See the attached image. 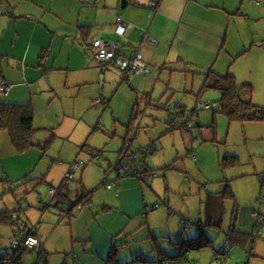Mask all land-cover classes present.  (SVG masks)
Returning a JSON list of instances; mask_svg holds the SVG:
<instances>
[{
	"label": "crops",
	"instance_id": "obj_1",
	"mask_svg": "<svg viewBox=\"0 0 264 264\" xmlns=\"http://www.w3.org/2000/svg\"><path fill=\"white\" fill-rule=\"evenodd\" d=\"M263 1L257 0V2ZM248 2L250 3L247 4ZM255 3V0H128L123 7L121 0H0V9L4 11L3 14H0V87L6 88V92H0V95L3 96L1 98L15 102H31L33 105L34 99L23 101L25 100L23 92L26 93L27 89H31L27 84L31 83L32 80L41 76L52 77L54 70L57 69L61 70L62 73L67 70V75L80 69L84 71L98 69L99 64L94 61L90 41L94 38H101L115 43L118 49L125 53L139 52L142 55V60L147 64L149 72L126 74L121 70L122 80H127L133 90V99L130 100L131 102L134 101L131 119L137 118L141 108L143 114L146 113V108L143 109L140 100L145 101L146 107L148 104L150 106L154 104L159 110H165L167 114L164 118L167 127L160 136L169 134L165 132L169 126L168 122L171 120L170 115L176 112L173 110L175 104L179 101L186 106L184 108H187L185 99L182 97L175 99V92L167 100L164 99L165 94L170 89L177 91L175 88L177 86L176 80H185L186 85L189 74L195 75L192 78V91H194V80L198 74L201 75V72H208L210 69H214L218 73L223 72L225 63L227 64L225 51L230 49L231 36L237 28L243 29L246 33L243 41L237 46L241 50L228 62L227 73L232 72L237 78L236 72L232 69L236 59L243 55L257 53L259 49L264 51V29H257L258 26L255 25V22L264 19V10L261 6H255ZM119 17L124 20L127 26L124 36L116 33ZM86 24L91 26L88 29L83 28L82 25ZM65 46L70 49L66 60H61L62 50L58 52L56 49L59 47L63 49ZM179 67L183 69L182 74L172 73ZM193 68L197 70H192ZM99 71L105 73L103 68ZM165 73L166 76H164ZM246 78L249 79L250 77ZM90 80H92L91 77H84L82 80L75 81V84L88 83ZM52 84L55 86L53 79ZM243 84H251L253 88L252 82L246 81ZM202 86L199 93L203 91ZM95 91L98 90L95 89ZM12 94L14 99L10 97ZM139 95L142 97L139 98ZM219 98L214 102L218 104ZM251 98L253 99V95ZM155 102L159 103L162 108L158 107ZM198 103L201 105L202 100ZM33 107L35 110L36 105ZM197 109L199 108L197 107ZM187 110L189 111L188 108ZM188 111L185 114V119L189 118ZM196 111L195 109L192 110L190 117L194 118ZM147 113L149 112L147 111ZM178 118L179 115L177 118L174 115L173 121ZM181 120L184 119L179 118L177 121ZM196 123H200V121L191 120L190 124L193 125V128L184 129L195 134V131L197 132V128H194ZM176 129L178 128L176 127ZM198 131L200 134L204 132L200 128ZM212 132H206V135L210 139H217L216 131ZM155 140L150 139L146 146L155 143ZM132 143L131 139L126 140L124 143L126 148L122 147L114 169L120 165V158L126 150V152L135 155L137 159L145 155L146 163L149 165L147 154H144L141 149L145 146L137 147L134 145L133 148ZM188 152L195 156L193 148ZM231 153L238 155L236 152L231 151ZM166 156L165 154L164 162L167 160ZM98 157L100 158L99 161H102V153ZM172 162L174 166V161ZM169 163L157 167L149 166L153 169L160 168L162 170ZM80 167L85 168L86 166L79 165L73 173ZM117 172L115 178H108V181H116L114 186L102 185L105 187L102 189L105 193L104 198L95 200L93 197L96 195L94 190L90 200L84 199L80 204L81 197H79L76 201L79 204L75 208V214L69 224L72 240L66 246L68 248L72 245L73 251H70L71 255L70 253L67 254L70 258L64 259L66 264H245V262L256 264V260H251L249 257V254L250 256L253 254L250 252L252 248L248 251L247 260L244 262L239 261L241 256L231 258L230 255L234 248L231 243V250L228 254L218 253L211 246L199 250L186 248L185 257L162 262V256L153 249L152 237H157L159 242L162 241L164 244L170 245L171 239L168 237L186 231L185 229L181 231L184 227L182 219L188 217L182 216L179 228L174 230L167 225L153 227L151 225L153 221L150 217L155 209H152L151 206L157 201H164L162 203L165 204L167 196V193H164L163 196L158 195L156 199L155 189L158 190L159 185L156 182L153 186V179L149 178L150 175H153L154 170L149 171L147 175L146 173H139L137 176L120 177L118 170ZM225 177L219 181L217 192L223 191L226 187V181L233 179L228 178L226 174ZM147 183L150 188L146 186ZM53 187L55 186L51 188ZM212 193L213 190L207 191V198L201 202L203 212L198 216L201 217V221L210 224L216 223L214 221L217 218H221L223 222V201L225 203V199H222L220 205L216 203L214 200L217 196H212ZM263 195L261 196L262 203L264 202ZM57 204L63 205L61 200H57ZM42 205L45 206L44 203ZM254 212L258 218L256 225H264V211L261 208H255ZM26 221L32 230L37 228L36 235L38 234L37 236L41 239V246L24 247L20 250L17 255L19 264L26 263L25 253L31 250L38 251L36 264H39L41 259L44 261L43 255H47L49 252L44 241L45 234L38 229L37 224ZM38 222L41 223L40 220ZM231 223L232 215L228 228L224 229L223 225L220 229L215 226L209 227L212 231L217 229V232L222 233L219 242L216 241L217 234L212 232L210 236L216 241L215 247L217 249L224 250L228 242L231 241L226 234L229 232ZM144 224L145 228L148 225L149 230L147 233H142L143 243L132 245L135 241L133 235ZM236 225L237 230L248 233L245 235V239L239 243L252 240L253 235L239 225L238 217ZM188 227L195 236L198 231L197 226L196 228L195 226ZM258 232L260 233V230ZM184 234L186 235V232ZM115 245H118L116 260L110 261ZM7 248L3 249L0 243V254L9 251ZM142 254H145L146 262L141 261L140 256ZM47 262L46 259L45 263L47 264Z\"/></svg>",
	"mask_w": 264,
	"mask_h": 264
},
{
	"label": "rangeland",
	"instance_id": "obj_2",
	"mask_svg": "<svg viewBox=\"0 0 264 264\" xmlns=\"http://www.w3.org/2000/svg\"><path fill=\"white\" fill-rule=\"evenodd\" d=\"M255 2V6H261L264 10V1ZM255 25L258 26L257 29L263 30L264 19L255 22ZM245 33L246 31L238 28L233 31L230 49L225 51L227 64L225 63L222 74L227 73L229 60L241 50L237 46L243 41ZM69 49L68 46L56 49L58 52L62 50L61 60H66ZM97 68L87 71L80 69L70 75L66 74L67 70L62 73L57 69L54 70V76H41L27 84L31 89L23 92L25 97L23 101L34 99L33 105H36L33 143L27 150L19 151L14 146L9 131L0 129V210L7 208L13 211L19 209L22 203L24 211L20 214L31 224H37L38 229L45 234L44 241L49 252L43 255L44 261L41 259L39 264H46V259L47 264H64L66 263L64 259L70 258L67 254L73 251L72 245L66 247L72 240L68 218H65L64 212L54 205L41 209L43 205L40 199L47 196L52 186L58 187L63 179H66L68 185L62 188V192L68 194L63 203L66 204L65 208L67 204L74 205L81 196L80 181L88 189L96 188L94 192L96 195L92 194L95 200L104 198L105 193L102 189L105 187L100 184L106 177L113 179L117 176L118 172L114 166L122 147L126 148L124 143L128 139L132 140L133 148L146 146L150 139H156L159 150L147 154V160L152 167L174 161L173 167L155 170L149 177L153 179V186L156 182L159 185V189H155L156 199L158 195L163 196L167 193L165 204L162 203L164 201H160L162 205L151 213L153 227L167 225L174 230L179 228L182 216L191 220L196 219L203 212L201 202L207 198V191L213 190L217 195L219 181L226 178V174L228 178H233L230 183L235 197L225 199V203L223 201V228H228L233 209L236 208L239 225L253 235L252 240L248 237L249 240L245 242H236L230 257L241 256L239 261L244 262L252 248L253 254L249 256L250 259L256 260V264H264V225H256L258 218L254 212L255 208L264 211V202L261 201L264 193V121L230 122L224 113H217V117L213 118V108H199L198 101L214 102L221 96V92L215 88H206L199 93L205 80L204 71L201 75H196L194 91L192 78L195 75L189 74L186 84L188 86L185 85V80H176L177 91L170 89L164 99L167 100L175 92V99L181 97L185 99L189 117L192 110H197L193 121L198 120L205 124L214 121V128L202 127L203 134H200L198 129L192 134L188 129L178 128L173 133L160 136L167 127L164 120L167 116L166 111L159 110L154 104L152 106L148 104L146 107L145 101L140 100L143 109L146 108V113L143 114L141 108L137 118L131 119L134 102L130 101L133 99L131 85L127 80H122L119 68L113 65L101 67L100 64ZM102 68L105 69V73L99 71ZM232 69L236 72L238 85L246 81L253 83V99L264 105V51L259 49L257 53L239 57ZM182 70V67H179L172 73L182 74ZM103 75L105 79L100 93ZM88 76L92 79L88 83L75 84V81ZM248 92L244 89V93ZM10 97L14 99L13 94ZM141 97L142 95H139V98ZM96 126L102 128L95 130ZM214 130L219 139H210L206 135V132L211 133ZM192 148L195 156L188 152V149ZM91 151L101 152L102 161L92 157ZM231 151L236 152L239 157L234 165L224 169L221 162L224 155ZM165 154L167 160L164 162ZM78 160L86 162V167H80L73 177L65 178ZM12 186L16 189L15 192L11 190ZM146 186L150 188L148 183ZM57 199H63L61 194ZM214 201L219 205L222 203L218 196ZM146 226L147 228L144 224L133 235L135 241L132 245L143 243L142 233L149 230L148 225ZM216 230L209 233L217 234L216 241L219 242L222 233ZM0 233V243L3 249H6L9 247L13 228L9 225L0 226ZM216 241L214 240V244ZM228 246L230 242L225 248ZM211 248L213 249V245ZM37 252L31 250L25 253L24 259L27 264H36Z\"/></svg>",
	"mask_w": 264,
	"mask_h": 264
},
{
	"label": "trees",
	"instance_id": "obj_3",
	"mask_svg": "<svg viewBox=\"0 0 264 264\" xmlns=\"http://www.w3.org/2000/svg\"><path fill=\"white\" fill-rule=\"evenodd\" d=\"M91 25L86 24L82 25L83 28L90 27ZM245 86V87H244ZM202 90L206 88H215L218 89L221 92V96L218 100V107L213 108V118L217 117V113H224L228 120L231 121H242V122H251V121H264V105L259 104L251 98L253 95V88L251 84H242L240 87L238 85V81L236 76L232 72H228L225 74L218 73L214 69L208 70V72L205 73V80L202 86ZM244 89L249 91L247 94L244 93ZM215 103V102H213ZM181 102H177L174 106V113L173 115H170L171 120H169L168 128L166 129L165 133H172L175 128H193V125L190 124L191 120L193 117H189L188 119H185L186 113H187V108H184L186 106H182ZM158 107L162 108V106ZM184 108V109H183ZM199 108H206L203 105H200ZM207 109V108H206ZM176 115V118L179 115V118H182L184 120L173 121V116ZM34 121H35V111L34 107L31 102H15L11 101L5 98L0 97V129H6L9 131V134L12 138V141L14 143V146L19 150V151H25L28 149L29 145L33 143L32 139V133L34 129ZM190 125V126H189ZM214 121H212L210 124H205V123H196L194 125V128L197 129H202V127H211L214 128ZM98 128H102L100 126H96L95 130ZM215 131V130H214ZM164 134V133H163ZM165 135V134H164ZM214 139V138H213ZM144 154H148L149 152H153L154 150H158V147L155 143H151L148 146L142 147L141 148ZM188 151H191V149H188ZM101 152L99 151H91L92 157H95L97 161H99L98 155ZM128 160V163H124L122 167L120 165H117L115 168L119 171V177L120 176H126V175H139V173H147L149 171H155L160 168H152L150 167L145 160V155L139 159L135 157V155L131 156ZM238 159V155L234 153H229L226 154L223 157L222 160V166L224 169L229 166V165H234ZM131 161V162H130ZM74 164H77V167L75 170L80 166H86L87 163L84 162L83 160H78L75 161ZM173 162L169 163L168 165L164 166L165 167H172ZM74 170V171H75ZM72 173V176L73 177ZM69 176H66V178H71ZM116 183L115 180H110ZM108 177L104 178L101 182L100 185H106L109 183ZM226 181V180H225ZM231 180L226 181V187L223 191L217 192L215 195L212 193V196H219L221 199H233L235 197L234 191L231 188ZM40 183V181L38 182ZM82 185V194H81V200L80 204L86 199L90 200L93 191L96 189H88L84 184L81 183ZM64 186H68L66 183V179L62 181V183L56 188L57 192L53 199L44 204L41 209L49 208L52 205H55L56 207H59L61 211L64 212L65 218H68V224H70V220L74 216V210L78 206L79 203H75L74 205H69L67 204V208H65L66 204L64 205V199L66 196H68L67 192H62V188ZM66 188V187H65ZM11 190L14 192L16 189L12 186ZM61 194V197L63 199L61 200V203L63 205H58L57 204V197L58 195ZM42 202V199H40ZM54 201H56L54 203ZM43 203V202H42ZM20 203L19 209H14L13 211H9L7 208L1 209L0 210V226H5L9 225L13 228V234L11 236H19L20 231L22 228L19 226V221H23L24 223V231L25 233L29 232V234H36L37 228L35 227V230L32 232L31 226L28 225L27 221L24 219L22 214H19L21 210H23V207ZM161 205L160 201L155 202L152 204L151 208L152 209H157ZM60 211V213H61ZM237 211L236 208L232 214V223L231 227L228 230L229 232H226L228 234L229 239L231 240L230 243L232 246H234V243L236 242H241L245 239V235L248 233H244L240 230H237ZM182 224H183V231L184 229L186 231L179 233L174 236L168 237V239H171L169 241L170 245L164 244L162 241L159 242V238L157 237H152L153 242H154V248L155 250L158 251L159 255L161 257L162 262H166L169 260L176 259L178 257H185V250L187 249H194V250H199L201 248H204L206 246H212L215 251L218 253L222 254H228L231 250V244L224 250L222 249H217L214 244V240L210 237L212 232L209 233V231H212L209 227L215 226L218 227L219 229L222 228V219L217 218L214 222L216 223H207L206 221H201V217H197L196 219H182ZM188 226H197V234L193 236L192 231L189 230ZM237 231V232H236ZM186 232V235L184 234ZM28 234V233H27ZM38 235V234H37ZM173 246V247H172ZM118 249V245L114 246L113 253L110 256V261L116 260V251ZM251 252V251H250ZM252 255V254H251ZM250 256V255H249ZM138 259V258H137ZM140 259L142 262H146L147 258H145V254H142L140 256ZM138 259V260H140ZM66 264V263H65ZM73 264V263H72ZM245 264H248L245 262Z\"/></svg>",
	"mask_w": 264,
	"mask_h": 264
},
{
	"label": "built area",
	"instance_id": "obj_4",
	"mask_svg": "<svg viewBox=\"0 0 264 264\" xmlns=\"http://www.w3.org/2000/svg\"><path fill=\"white\" fill-rule=\"evenodd\" d=\"M4 11L0 9V14H3ZM127 26L124 20L119 17L118 23L116 27V33L118 35L124 36L126 32ZM91 47L93 49V58L94 61L98 64L105 65H113L126 74L132 73H147L149 72V68L145 62L142 60V55L139 52L136 53H125L118 49L117 45L113 42H109L107 40L101 38H94L90 41ZM0 92H6V88L4 86L0 87ZM206 108H215L218 107L217 103L206 102L202 103ZM127 151V150H126ZM124 151L120 158V166L124 163H128V160L132 158V154ZM99 156V155H98ZM131 162V161H130ZM77 164H73L67 176L71 177L74 172ZM123 168V167H122ZM115 183L110 181L106 184L108 187L114 186ZM57 189L55 187L51 188L47 194V196L42 200L44 204L50 202L55 196ZM264 199V195H263ZM24 211V210H21ZM20 211V212H21ZM19 212V214H20ZM19 226L22 228L19 236H11L9 238V251L4 254H0V264H19L18 260V252L22 250L24 247L34 248L41 246V239L36 234H29V232L25 233L24 231V223L23 221H19ZM32 230L31 233H33ZM14 251V252H13Z\"/></svg>",
	"mask_w": 264,
	"mask_h": 264
},
{
	"label": "water",
	"instance_id": "obj_5",
	"mask_svg": "<svg viewBox=\"0 0 264 264\" xmlns=\"http://www.w3.org/2000/svg\"><path fill=\"white\" fill-rule=\"evenodd\" d=\"M121 2H122V6L124 7L127 4L128 0H121ZM103 85H104V76H102V80L100 83V92H102L103 90Z\"/></svg>",
	"mask_w": 264,
	"mask_h": 264
},
{
	"label": "clouds",
	"instance_id": "obj_6",
	"mask_svg": "<svg viewBox=\"0 0 264 264\" xmlns=\"http://www.w3.org/2000/svg\"><path fill=\"white\" fill-rule=\"evenodd\" d=\"M100 65H102V66H103V65H105V64H100ZM108 66H109V65H108ZM114 67H115V66H114ZM7 249H8V248H7Z\"/></svg>",
	"mask_w": 264,
	"mask_h": 264
}]
</instances>
